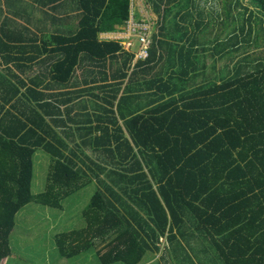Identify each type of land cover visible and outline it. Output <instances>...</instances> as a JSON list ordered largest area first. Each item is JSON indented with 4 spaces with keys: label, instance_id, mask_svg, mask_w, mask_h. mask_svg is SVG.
<instances>
[{
    "label": "trees",
    "instance_id": "trees-1",
    "mask_svg": "<svg viewBox=\"0 0 264 264\" xmlns=\"http://www.w3.org/2000/svg\"><path fill=\"white\" fill-rule=\"evenodd\" d=\"M174 1L151 0L158 15L155 23L134 12V0H78L77 31L45 39L52 60L47 75L53 82L79 80L84 62L93 63L94 84L79 94L71 92L69 99L88 95L75 105L76 116L84 121L78 129L89 124L102 133L74 147L55 119L65 110L53 99L64 92L52 91V82L45 90L28 85L18 74L20 82L8 86L0 76V264L11 254L18 212L32 202L62 208L65 197L93 181L89 171L99 189L83 210L86 225L56 236L62 257L97 246L99 264H142L149 253L169 264L181 238L188 239L189 250L202 251L191 241L199 237L225 264H264V55L256 51L237 57L252 41L258 45L264 34V0H251L256 11L234 16L233 0L223 1L227 9L217 8V2L209 12L207 0H189L187 9L182 5L176 15L191 18L190 25L198 29L194 33L180 23L168 26ZM132 13L151 23L145 59L136 58L134 48L119 40L100 38L104 32L125 31ZM203 13L210 22L195 19ZM215 19L218 33L213 31ZM114 58L125 63L119 80L109 82L116 77L97 66ZM197 66L203 71H196ZM152 85L156 89L148 94L154 102L142 111L126 112L124 103ZM86 116L97 121L88 122ZM80 144L92 147L96 159L78 150ZM38 149L50 155L51 165L45 190L34 194ZM188 215L192 222L187 223Z\"/></svg>",
    "mask_w": 264,
    "mask_h": 264
},
{
    "label": "crops",
    "instance_id": "crops-1",
    "mask_svg": "<svg viewBox=\"0 0 264 264\" xmlns=\"http://www.w3.org/2000/svg\"><path fill=\"white\" fill-rule=\"evenodd\" d=\"M171 5L175 8H181L183 3L174 1ZM80 16L81 9L78 0H0V76L4 77V84L8 86H11V82L14 80L20 82L19 78L15 76L18 74L28 85L33 84L39 89L45 90L46 84L52 82L50 84L52 85L50 87L52 91L59 90V92H64V95L58 96V99H53V97L52 99L54 103H61V108L65 110L63 116L55 117V119L59 122L58 131L66 139L68 138L67 140L72 147L76 143H82L83 139L90 138L89 136H99L102 133L100 130H91L92 127L89 124L84 125V130L78 129L79 122L84 121H80L81 119L76 116L78 110L75 105H77L78 99L82 100L84 98V101H87L89 99L88 95L83 93L75 97L74 99L76 100L69 99L70 96H73L71 92L79 94L77 92L79 89L86 88L87 86L90 87L94 84V80L92 79L93 73L91 75L94 68L93 63L91 61L84 62V65L79 69V74L85 73V75L81 74L80 76L78 74L79 80L74 79L66 85L58 84L53 82L50 76L47 75L52 60L45 52L43 43L46 38L54 33H75L79 26ZM178 18L181 20L174 19L171 21V17H167L165 21L167 24L180 23L181 27L186 30L190 26L191 21L189 19L191 18H184L182 15ZM182 21L186 23L183 24ZM122 35L121 31L104 32L100 34V38L102 40H119L122 42L123 39L120 38ZM197 48H199V44H196L193 54L198 51ZM135 60L137 59L135 58L133 63H135ZM110 62L105 67L103 64L98 65L97 70L107 72L110 78L115 76L116 79L111 78L109 81L114 82L115 80H119L118 75L121 74V68L125 62L123 59L119 60V58H114ZM212 63L213 60L210 61L208 59L209 67ZM199 70L203 71V68L196 69V71ZM34 77L36 82L32 81ZM151 78V75H147V79ZM84 80L88 81V84ZM6 81H9V83ZM100 85L101 83L99 82L97 86ZM23 87L26 88L27 85ZM100 89L98 88L97 90ZM124 89L125 84L121 88L118 99L124 93ZM154 89L156 87L153 85L147 87V93L143 89L142 91L139 89V92L142 93L141 97H133V100L131 98L124 103L125 111L129 112L132 109L142 111L148 108L155 99V97L149 96L150 94L148 93ZM108 90H111V88L108 87ZM118 99L116 100V104ZM95 100H99L98 97H95ZM96 103L98 104L99 102ZM88 105L92 107L93 102L88 101ZM88 110L93 112L91 108ZM87 117L85 119H89L88 122L90 120L97 121V119L91 116ZM64 120L66 121L65 124H63ZM120 123H122V120H120ZM80 145L82 148L78 150L85 151L90 155L92 154V147L86 146L85 144Z\"/></svg>",
    "mask_w": 264,
    "mask_h": 264
},
{
    "label": "rangeland",
    "instance_id": "rangeland-1",
    "mask_svg": "<svg viewBox=\"0 0 264 264\" xmlns=\"http://www.w3.org/2000/svg\"><path fill=\"white\" fill-rule=\"evenodd\" d=\"M205 1V0H204ZM204 2V7L207 12L214 7L218 2L219 9H222L223 5H226L224 0H207ZM179 3H183L184 8L188 6L189 0H178ZM223 3V5H222ZM236 3V4H234ZM135 9L134 12H139L140 18H145L149 16L152 18V21L156 23V17L158 18L157 13L154 11V5L151 0H134ZM203 5V3H201ZM233 13L239 15V13L250 12L252 10H257L255 5L251 0H233ZM226 8L223 6V9ZM180 7H176L171 11L168 17H171V21L177 19L182 15L175 14L179 11ZM227 9V8H226ZM248 10V11H246ZM224 17H228L229 14L225 11H219ZM246 14L245 16H247ZM136 16V14H135ZM230 16V17H231ZM138 18V16H136ZM135 17V18H136ZM195 19L203 20V22H210V15L208 13H203L201 18L200 15H195ZM217 19L213 20L214 32L218 33L219 25H217ZM188 22V21H187ZM182 23H186L182 21ZM171 24V23H170ZM168 24V26H170ZM76 25V24H75ZM205 25H202L201 28L204 29ZM170 30L173 27H168ZM189 33L198 32V29L194 28V24L187 27ZM158 29V26L155 25V30ZM209 28L205 29L208 31ZM122 34V33H121ZM126 35H122L124 37ZM256 34L253 33L251 39L255 40ZM128 40V39H127ZM132 42V39H129ZM134 50L137 52L139 48V41L134 39L133 44ZM258 51L264 55V34L261 33L258 38V45L252 41L250 47H247L246 51H238V58H241L244 54H251ZM208 52V53H207ZM206 54H209V51H206ZM210 61L213 60L212 57H208ZM222 63V61H220ZM218 62V65H221ZM92 158L96 159L92 153ZM35 162V174L32 185V191L34 194H38L45 190L47 184V176L50 171L51 157L43 149H38L34 156ZM90 178L93 179L92 182L85 184L81 189L74 192L73 194L65 197L62 200V208H55L51 206H45L39 203H29L23 207L16 216V226L13 229L10 236V246L11 254L4 261V264H99V257L97 254V246L91 248L90 250L84 252L81 255H78L73 258H66L60 255L59 249L56 244V236L60 233L67 232L74 229L82 228L86 225V220L83 217V210L89 205L93 195L99 189L98 179L96 176L89 171ZM194 217L188 215L186 221L192 222ZM188 227V225H187ZM181 245H176L177 252H173L171 255L169 264H225L224 261L218 255L216 249L209 245L206 241L199 240V237L196 239L191 238L193 247L202 248V251L196 252L192 249L189 250V245L187 238H181ZM162 246L168 245L166 239H162ZM166 245V246H167ZM204 248V250H203ZM189 253V254H188ZM156 255V254H154ZM152 254H147L142 262V264H167L162 257H154ZM159 255V253L157 254ZM170 256V255H169ZM123 264V263H117Z\"/></svg>",
    "mask_w": 264,
    "mask_h": 264
},
{
    "label": "built area",
    "instance_id": "built-area-1",
    "mask_svg": "<svg viewBox=\"0 0 264 264\" xmlns=\"http://www.w3.org/2000/svg\"><path fill=\"white\" fill-rule=\"evenodd\" d=\"M121 33L126 35L120 38L123 39L122 44L127 49H132L134 39L139 41L136 58L145 59L149 56V47L151 45V23L149 21L147 22V19L139 21L135 18L134 13H132L126 26V30ZM129 39H132V42L129 41Z\"/></svg>",
    "mask_w": 264,
    "mask_h": 264
}]
</instances>
